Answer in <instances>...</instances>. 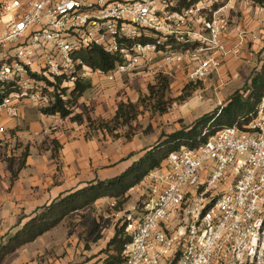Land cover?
I'll use <instances>...</instances> for the list:
<instances>
[{"label": "built area", "instance_id": "1", "mask_svg": "<svg viewBox=\"0 0 264 264\" xmlns=\"http://www.w3.org/2000/svg\"><path fill=\"white\" fill-rule=\"evenodd\" d=\"M214 2L0 0V138L25 102L43 110L80 80L170 77L182 64L194 84L218 74L227 24ZM93 48L117 59L112 71L87 64ZM249 118L169 154L144 179L141 204L121 218L119 264H264V103Z\"/></svg>", "mask_w": 264, "mask_h": 264}, {"label": "rangeland", "instance_id": "2", "mask_svg": "<svg viewBox=\"0 0 264 264\" xmlns=\"http://www.w3.org/2000/svg\"><path fill=\"white\" fill-rule=\"evenodd\" d=\"M215 1L214 5L217 6L216 10L221 9V12L218 14L219 18L227 24L226 32L233 29L237 31L238 29L239 37L246 36L249 34L247 26L254 22H261L257 30L258 33L262 31L258 34V47L251 51L248 59H245V64L235 67L231 66V69L224 71L225 79L229 82H234V84L228 85V89L224 90L223 94L219 96V99L210 96L212 89L206 90L207 85L200 84V82L194 84L190 81L185 82L183 80L178 81L174 79H172L170 94L172 99L179 96L185 85L193 84L192 94L193 92L202 91L200 94L202 102L208 101L211 105H216L227 97L229 91L242 90L246 84L250 83L253 72L260 70L262 66L264 59V7L252 4L248 0H234L233 3L230 4V7L228 6L230 0ZM250 33L256 38L253 32ZM175 70H181V72L187 76L184 64L173 67L171 73ZM159 71H162V69H159ZM236 73L239 74V76L234 79L233 75ZM155 76V73L145 71L143 73L137 72L119 77L114 81H108L107 77L90 80L92 88L79 101L78 107L73 114L75 120L71 118L64 119L66 125L54 126V128H50V133L52 135H55V133L66 135L65 140L68 144L75 142H81L83 145H88V143H99L98 146L101 148L102 152H106L105 156L111 154L113 158L117 157L116 160H118L121 153H124L123 157L118 162H115L114 159H109L107 164L115 162L120 165V167H126L135 156L142 155V152L157 143L164 135L172 133L174 130L177 131L180 125L183 127L189 124L197 117L199 110L202 108L193 106L200 104L196 97L189 100L187 103L188 106L185 103H174L172 107L169 108L168 112L163 115L152 114L150 110H145V107L142 106L141 110L143 112L139 116V119L133 123L135 135H132L131 138L125 136L127 128H121L115 131L114 136L109 134L106 130L99 129L96 121L110 120L119 102H133L137 101L140 97L147 96L148 86L154 82ZM263 103L264 100L260 106L263 105ZM31 107L32 109L34 108V112L30 118L27 117V120L31 122L38 117L42 119L44 115L41 113V109L30 102H25L19 117L3 121L7 132L0 138V170L7 169L12 177V170L18 169L23 155L28 153L29 155L27 158L33 157L34 161L27 167L26 160V165L23 170L29 168L31 171H37L34 174L25 173V175H30L32 178L39 173V170H43L46 164L50 166L51 163V167H53L55 171L52 177L53 185H61L63 183L61 181L64 179L66 167V162L62 156L65 155L64 151L67 143L61 146L59 143L57 144V140L45 137L43 133L39 134L41 136L36 137V139L32 141H26L20 137L23 135H19L21 131L27 128V124L24 122V120L26 121L25 111ZM204 107L201 111L206 112L208 107ZM214 110L215 109H212L209 113ZM201 111L199 115L203 114ZM9 120H12L16 124L13 129H10L8 125L7 121ZM57 145H59V147ZM133 148L135 151L127 154V152ZM89 150L90 148L87 147V151ZM44 155L46 157H51L52 161L50 162L49 160V163L45 162L44 164H40L39 158L42 159ZM94 162L95 158L93 157L90 162L92 169L94 168ZM23 170L19 171L16 179L20 178ZM105 171L106 170H103L102 175L108 177L109 174ZM11 179V190H14L15 182L13 177ZM16 179L15 181H17ZM144 186V183H141L137 187L131 189L128 193L129 198L122 207L117 205L119 201L110 200L111 204H109V199H101L93 209L68 217L56 228L42 235V238H40V240L38 239L39 241L35 244V249L41 254L36 260L38 264L81 263L85 260H89L91 253L92 257L98 254L106 247L105 242H108L110 238H112L115 234V230L121 227L123 212L141 204L143 194L145 193ZM112 204H114V206H112ZM3 238L4 237L1 238L0 243L3 241ZM102 258L105 259L106 255H102ZM95 261L96 260H93L92 262ZM100 264H104V262Z\"/></svg>", "mask_w": 264, "mask_h": 264}, {"label": "trees", "instance_id": "3", "mask_svg": "<svg viewBox=\"0 0 264 264\" xmlns=\"http://www.w3.org/2000/svg\"><path fill=\"white\" fill-rule=\"evenodd\" d=\"M198 1L177 0L176 9L189 7ZM248 1L264 7V0ZM216 8L217 6L213 5L211 10L215 11ZM82 57L92 69L100 70L105 74L112 71L117 62L115 57L107 55L98 48L86 51L82 54ZM193 86V84L185 85L181 90V94L172 99L170 97L171 78L164 74H157L154 77V82L148 86L147 96L140 97L136 102H119L110 120H97L96 124L99 129L106 130L113 136L115 131L127 128L125 136L131 138L132 135H135L133 123L139 119L143 112L141 110L142 106L145 107V110H150L152 114H166L174 103L183 104L191 98ZM91 88L92 85L89 80L77 81L70 95L67 96L64 91L57 93L54 103L50 107L41 110V113L44 116H55L63 120L68 118L75 120L73 116L75 109L78 107L79 101ZM11 91L12 88L6 90L7 93ZM263 100L264 59L260 70L253 72L250 83L246 84L242 90L235 91L225 104L210 113L204 114L191 125L164 135L118 176L103 181L91 182L82 188L66 193L48 206L38 210L25 224L19 225L9 232L0 243V264H3L7 257L23 246L33 243L45 233L56 228L68 217L93 209L101 199L119 201L117 205L122 207L129 198L128 193L130 190L140 185L151 172L161 169L169 154L179 151L181 148H197L221 129L241 126L242 119L245 123H248L250 121L249 116L256 113ZM205 130L207 131L206 135L203 134ZM28 155V153H25L18 169L12 170L13 179H16L19 171L25 167ZM127 241L125 227L117 228L115 234L106 243V247L84 264L121 263L123 261L122 252ZM102 255H106V258H102ZM93 260L96 261L92 262Z\"/></svg>", "mask_w": 264, "mask_h": 264}, {"label": "crops", "instance_id": "4", "mask_svg": "<svg viewBox=\"0 0 264 264\" xmlns=\"http://www.w3.org/2000/svg\"><path fill=\"white\" fill-rule=\"evenodd\" d=\"M234 0H230L228 6L230 7V4L233 3ZM226 8V7H224ZM261 22H254L251 23L248 27L249 34L245 36V45L239 50L236 48L238 47L239 43V30H229L225 33V41H226V49L227 54L224 56L222 67L219 70L218 74L212 75L207 80L200 82V84L207 85L206 90H211L210 96L211 97H217L219 99V96L223 94L224 90L228 89V85H233L234 82H229L225 79V72L227 69H231L232 67L245 64V59H248V56H250L251 51L255 50L258 47L259 43V33L258 25H260ZM250 32H253L254 37L251 35ZM241 37V36H240ZM263 47H264V9H263ZM248 62V61H247ZM239 76V74H234L233 78L236 79ZM171 80H178V81H188L187 76L181 72V70H175L171 73ZM226 80V82H225ZM224 87V88H223ZM196 90V89H195ZM194 90V91H195ZM235 91H229L227 94V97L221 102H218L216 105H211L208 103V101L202 102L200 99L202 91H198L196 93L193 92L191 98H189L185 104L189 102L192 98L196 97L200 104L193 105L197 108L203 109V107H208V110L206 112H203L202 115H197L196 118H194L189 124L182 127L180 125L177 128L178 130H181L189 125H191L194 121H196L198 118L202 117L204 114L209 113L212 109H216L219 106H222L227 102V100L230 98V96ZM181 94V92H180ZM179 94V95H180ZM136 102V101H133ZM188 106V104H187ZM204 107V108H205ZM34 112V108L32 107L25 111L26 121L24 122L27 124V128L24 129L19 133V135L22 139H25L26 141H32L33 139H36V137L41 136L39 134L43 133L45 137H48L53 140H57V144L59 143L61 146L67 143L65 140L66 135H60L58 133H55V135H52L50 133V128H54V126H62L65 124V120L60 119L55 116H43V118H37L34 121L29 122L27 120V117L30 118ZM21 115V114H20ZM6 120V119H5ZM10 129H13L15 127V123L12 120L7 121ZM10 123V124H9ZM66 125V124H65ZM176 131V130H174ZM170 134V133H169ZM68 135V134H67ZM68 138V137H67ZM117 144V143H116ZM99 143L96 144H82L81 142H75L66 144L65 151H64V161L66 162L65 167V175L64 179L61 181L63 182L61 185H53V179L55 171L54 168L51 167L52 164L50 163V166L46 164V167L43 170H39V173H37L32 178L30 175H25V173L34 174L36 171H31L29 168L23 170L21 172V176L19 179H14V185L15 189L11 190V176L7 169H1L0 170V241L2 237H5L9 232L14 230L17 226L25 224L32 216L35 215V213L51 204L54 200L60 198L61 196L65 195L66 193L82 188L86 186L88 183L95 182V181H103L106 179H111L119 174H121L123 171H125L129 165L135 161L139 156H135V158L128 163L126 167H120L115 162H118L124 155V153H121L118 160L116 158H113L111 154L109 156H105L106 152H102L101 148H99ZM59 146V145H57ZM87 147L90 148L89 151H87ZM135 151L133 148L132 150H129L127 154H130L131 152ZM145 152V151H144ZM142 152V155L144 154ZM48 155V154H47ZM95 158L94 162V168L92 169L90 166L91 158ZM125 157V156H124ZM43 159V161H42ZM42 159L39 158V163L44 164L45 162L49 163L52 161V158L49 156H43ZM114 159L115 162H112V164L108 163V160ZM34 159L33 157L27 158V167L29 164L33 163ZM114 163V164H113ZM39 164V165H40ZM38 165V167H39ZM92 165V166H93ZM103 170H106L105 172L109 174L108 177H104ZM18 177V176H17ZM6 182V183H5ZM73 186V187H72ZM98 203V202H97ZM96 203V205H97ZM109 204H111L109 199ZM42 238V237H40ZM40 238H38L40 240ZM34 241L33 243L27 244L24 247H22L20 250L12 254L11 256L7 257L3 264H38L37 257H40V252L35 249V244L39 240ZM107 242H105L106 245ZM92 255V253H91ZM89 256V260L92 259V256ZM97 255V254H96ZM95 256V255H94ZM15 257V258H14ZM88 260H85L81 263L76 264H84Z\"/></svg>", "mask_w": 264, "mask_h": 264}]
</instances>
